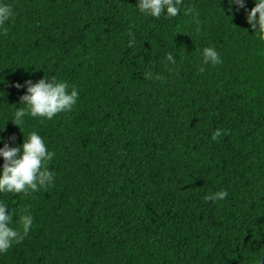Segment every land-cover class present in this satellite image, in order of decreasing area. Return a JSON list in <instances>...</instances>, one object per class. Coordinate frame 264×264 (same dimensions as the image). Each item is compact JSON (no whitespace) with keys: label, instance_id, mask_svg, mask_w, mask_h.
<instances>
[{"label":"trees","instance_id":"1","mask_svg":"<svg viewBox=\"0 0 264 264\" xmlns=\"http://www.w3.org/2000/svg\"><path fill=\"white\" fill-rule=\"evenodd\" d=\"M255 2L183 0L176 17L156 19L138 0H0L14 12L0 30V148L35 131L55 153L54 187L0 193L10 226L22 208L33 217L0 264L264 260V43L246 18ZM210 46L222 63L200 72ZM52 77L75 86L76 105L25 116L21 133L12 120L26 88L13 85ZM217 129L227 135L213 141ZM220 190L224 200L204 201Z\"/></svg>","mask_w":264,"mask_h":264},{"label":"clouds","instance_id":"2","mask_svg":"<svg viewBox=\"0 0 264 264\" xmlns=\"http://www.w3.org/2000/svg\"><path fill=\"white\" fill-rule=\"evenodd\" d=\"M182 3L183 0H138L136 6L145 16L156 19L163 16L165 19H170L180 13ZM229 3L235 4L237 10L245 9V0H229ZM194 13L198 16L194 7H185V16H191ZM12 18H14L12 6L0 4V30L4 36L8 35V28L5 25ZM246 18L255 33V38L264 43V0H256L255 6L247 12ZM196 23V31L199 32V20ZM128 35L130 37L128 47L132 48L136 41L131 29ZM164 63L167 68L168 64L175 65L176 60L171 53H168ZM202 63L204 66L199 68L200 72H204L206 66H216L222 61L216 49L210 46L202 50ZM145 78L151 79L153 74L148 72ZM154 78L164 79L160 74L155 75ZM13 87L18 90L26 88V94L19 98L24 107L15 111L12 120L19 128L24 123L25 116L51 120L60 113L71 111L79 99L75 86H71L70 90L68 83L58 81L56 77H52L50 81L42 78L36 83L28 80L23 85L16 83ZM221 135H227V132L217 129L212 135V140L218 141ZM9 140L15 141V136L9 137ZM54 156L55 153L48 151L43 138L35 131H32L19 147H9L8 143H5L3 148H0V157L3 158L2 171H0V193L23 194L27 197L42 189L54 187L55 174L49 170V164ZM227 196V191L220 190L210 192L203 199L205 202L220 201ZM20 211L17 226L14 228L10 226L13 216L9 213L7 206L0 202V254H6L13 244L21 243L33 226V217L28 214V209L22 208ZM260 264H264V260L260 261Z\"/></svg>","mask_w":264,"mask_h":264},{"label":"rangeland","instance_id":"3","mask_svg":"<svg viewBox=\"0 0 264 264\" xmlns=\"http://www.w3.org/2000/svg\"><path fill=\"white\" fill-rule=\"evenodd\" d=\"M151 191L154 192L155 190L151 187Z\"/></svg>","mask_w":264,"mask_h":264}]
</instances>
